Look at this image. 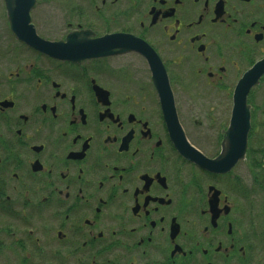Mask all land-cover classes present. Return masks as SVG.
I'll use <instances>...</instances> for the list:
<instances>
[{"label":"flooded vegetation","instance_id":"obj_1","mask_svg":"<svg viewBox=\"0 0 264 264\" xmlns=\"http://www.w3.org/2000/svg\"><path fill=\"white\" fill-rule=\"evenodd\" d=\"M13 9L45 41L108 46L85 57L37 49L0 0V28L16 40L0 39V255L16 246L22 264H264V0ZM245 76L252 85L240 87ZM237 107L250 116L244 152L222 166L239 149L228 134Z\"/></svg>","mask_w":264,"mask_h":264},{"label":"water","instance_id":"obj_2","mask_svg":"<svg viewBox=\"0 0 264 264\" xmlns=\"http://www.w3.org/2000/svg\"><path fill=\"white\" fill-rule=\"evenodd\" d=\"M7 4L9 7V17L11 20L13 33L16 35L18 39L24 42L27 41L31 43L37 49L46 50L48 53H51L56 56L85 57L87 55L103 54L102 50L104 48H107L108 46V43H106L103 38H100L94 41H89L88 43L84 42V43L78 44V47H83V51L77 53V52L70 50V48L72 47V44H74L72 43L73 41L71 42L69 40L67 43L45 41L36 35V32L33 26H31L28 29L25 28V12L21 11L23 7H25V0H7ZM15 6H17L20 9L19 11L21 12L15 13V10L13 9ZM109 45H111V43ZM157 81H158V85L161 88L168 87V83L166 84L165 81L164 83L160 79H157ZM251 85H252V81H251L250 76H245L241 80V84L239 86L249 87ZM165 110H166V116L169 121V126L172 131V135L175 138L176 146L180 150L181 153H184L185 149L189 147V143L186 141L184 137V133L182 131V128L176 116V112L173 109V107H171L170 105L168 106V104ZM249 118H250L249 113L245 111L244 109L237 107V109L234 110V113L232 116L233 121H232L231 127L229 128L228 134L230 136L231 135L233 136L235 134L239 135L240 139H238L237 141H233V142H236L237 147L239 149L236 153L235 148H233L232 152L230 153L228 157L226 158L223 157L221 160L222 166L228 165L230 167L233 163H235L240 158L239 156L242 154V152H244V147H245L244 141H245L246 134L249 128ZM216 161L219 164V161L218 160ZM213 166L214 167L216 166V164L214 165V161L211 167L214 168Z\"/></svg>","mask_w":264,"mask_h":264},{"label":"rangeland","instance_id":"obj_3","mask_svg":"<svg viewBox=\"0 0 264 264\" xmlns=\"http://www.w3.org/2000/svg\"><path fill=\"white\" fill-rule=\"evenodd\" d=\"M2 23H3L2 16L0 15V27ZM0 39L16 41L14 35L9 30L7 29L4 30L1 28H0ZM16 231L19 232L18 227ZM18 235L20 236V234ZM24 260H25V255L21 251L17 250L16 246H14L13 250H10L5 254L0 255V264H22Z\"/></svg>","mask_w":264,"mask_h":264}]
</instances>
